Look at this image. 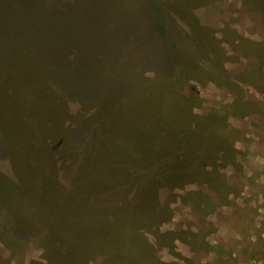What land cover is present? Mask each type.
<instances>
[{"label": "rangeland", "instance_id": "obj_1", "mask_svg": "<svg viewBox=\"0 0 264 264\" xmlns=\"http://www.w3.org/2000/svg\"><path fill=\"white\" fill-rule=\"evenodd\" d=\"M0 239L264 264V0H0Z\"/></svg>", "mask_w": 264, "mask_h": 264}, {"label": "trees", "instance_id": "obj_2", "mask_svg": "<svg viewBox=\"0 0 264 264\" xmlns=\"http://www.w3.org/2000/svg\"><path fill=\"white\" fill-rule=\"evenodd\" d=\"M156 7L157 8H159L157 5H156ZM157 21H158V26H157V28L155 27V31L157 32H159L160 34H162L161 32H163V29L165 28V26L166 25H164V26H162L161 24H159V19H157ZM184 22V21H183ZM163 34H164V32H163ZM189 39V38H188ZM171 45V48H173L174 50L177 48V46L176 45H174V43H171L170 44ZM182 182V181H181ZM180 182V183H181ZM11 228H14V226L12 225V227ZM0 242L4 245V243H3V241L0 239Z\"/></svg>", "mask_w": 264, "mask_h": 264}]
</instances>
